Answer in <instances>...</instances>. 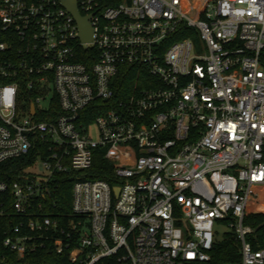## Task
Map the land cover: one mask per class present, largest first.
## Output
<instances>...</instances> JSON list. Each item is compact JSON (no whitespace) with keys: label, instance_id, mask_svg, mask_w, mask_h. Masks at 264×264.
Masks as SVG:
<instances>
[{"label":"built area","instance_id":"2783aa9c","mask_svg":"<svg viewBox=\"0 0 264 264\" xmlns=\"http://www.w3.org/2000/svg\"><path fill=\"white\" fill-rule=\"evenodd\" d=\"M76 5L90 42L63 0H0V166L33 159L0 182V247L19 261L49 248L69 264H207L223 223L241 264H264L244 224L264 188V0ZM98 159L114 184L87 178Z\"/></svg>","mask_w":264,"mask_h":264},{"label":"trees","instance_id":"16d2710c","mask_svg":"<svg viewBox=\"0 0 264 264\" xmlns=\"http://www.w3.org/2000/svg\"><path fill=\"white\" fill-rule=\"evenodd\" d=\"M196 0L194 1V5H196ZM197 6V5H196ZM122 82L121 85H132L134 84V77H121ZM98 115H94L89 120L92 122L95 117ZM103 161V160H102ZM33 162L31 160H14L8 162L0 166V182H13L17 180L18 175H20L21 170L28 167ZM107 169L108 174L105 173H97L95 169L97 167H101ZM112 166L108 163V161L101 162L99 159L96 160L94 164V169L90 171L89 180H105L110 184H114L115 180L110 175V171ZM72 176L61 178L59 181V191L56 196L57 204L59 205L58 212L61 214H70L71 210V200H72V183H73ZM3 196H0V200ZM259 205L258 209L259 212L257 214H253L250 211L248 206L245 214L244 224L249 226L253 229V233L249 237V242L253 246L254 250H259L264 248V188L261 190V196L258 200ZM1 237V236H0ZM238 245L236 244L232 234H228L225 238L221 241H218L214 249L211 253V261L207 264H241V254ZM7 255L6 261L4 264H69L68 263V255L67 253L64 254H56L49 248L45 250H39L36 253L26 257L24 260L19 261L16 255L8 254L7 251L3 250L0 247V264H2L3 256Z\"/></svg>","mask_w":264,"mask_h":264},{"label":"water","instance_id":"95a60500","mask_svg":"<svg viewBox=\"0 0 264 264\" xmlns=\"http://www.w3.org/2000/svg\"><path fill=\"white\" fill-rule=\"evenodd\" d=\"M63 6L73 15L75 21L78 23L80 29V38L83 42H90L92 40V29L89 24V17H81L77 9L76 0H63ZM32 114H35V107L32 106ZM118 193V190H114Z\"/></svg>","mask_w":264,"mask_h":264},{"label":"rangeland","instance_id":"374dc122","mask_svg":"<svg viewBox=\"0 0 264 264\" xmlns=\"http://www.w3.org/2000/svg\"><path fill=\"white\" fill-rule=\"evenodd\" d=\"M194 1L195 0H190L191 5H193ZM196 1L198 4L200 0H196ZM92 137L96 138V131L94 127H93ZM260 193H261V190H260ZM258 205H259L258 200H255L253 199V197H251L250 202H249V208H250L251 213L257 214L259 212ZM215 232L217 234L216 239L218 242V241H221L223 238H225L230 233V229H228V227L225 224L218 223L216 225Z\"/></svg>","mask_w":264,"mask_h":264}]
</instances>
